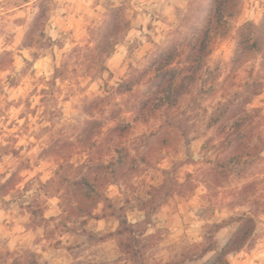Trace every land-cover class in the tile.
Wrapping results in <instances>:
<instances>
[{"label":"clouds","instance_id":"9594fccd","mask_svg":"<svg viewBox=\"0 0 264 264\" xmlns=\"http://www.w3.org/2000/svg\"><path fill=\"white\" fill-rule=\"evenodd\" d=\"M101 3L98 64L110 70L120 56L131 77L121 87L135 84L142 94L138 121L149 105L171 114L161 131L146 127L133 141L130 123L99 116L94 102L73 103L72 122L56 105L39 158L29 154L35 162L13 170L0 165V264H264V184L253 195L239 180L264 175V114L254 124L234 88L198 82L211 46L224 38L234 41L233 64L246 59L264 80V0ZM246 10L253 15L234 26ZM184 45L191 70L178 78L171 60ZM226 125L232 131L221 135ZM65 143L73 147L58 151ZM112 185L121 200L109 198ZM193 210L198 234L177 232L176 217Z\"/></svg>","mask_w":264,"mask_h":264},{"label":"rangeland","instance_id":"374dc122","mask_svg":"<svg viewBox=\"0 0 264 264\" xmlns=\"http://www.w3.org/2000/svg\"><path fill=\"white\" fill-rule=\"evenodd\" d=\"M40 6L45 9V15L26 41V34ZM106 12L101 0H0V137L9 142H0V149H7L0 155V165L9 170L18 165L30 166L35 161L29 154L39 158L41 148L37 144L46 143L55 129L53 121L59 111L56 105L69 109L63 115L67 122H72L76 116L71 111L73 103L102 96L119 77L127 76V69L120 67L119 55L111 58L110 70L100 71L97 67L98 56L92 50L93 25ZM252 15L251 10H246L234 21V26ZM30 39L31 43L28 42ZM233 50L234 41L228 38L213 45L208 64L210 72L219 75V81L214 85L208 81L204 87L230 85L224 80L231 70ZM246 64L233 72L234 81L245 79L250 69ZM56 67L62 68V73L53 83ZM230 86L235 88V85ZM248 107L257 123L264 114V88ZM159 123L160 118L155 117L148 123L134 124L129 139L133 140L146 127L155 128ZM6 131L9 135L4 137ZM5 156L9 157L6 161ZM39 162L46 167L54 163L52 160ZM167 165L168 161L163 160L162 166ZM239 180L242 181L241 187L251 186L253 195L261 193L264 175L259 171L239 177ZM108 196L112 200H121L123 192L119 186L112 185ZM185 226L191 236L198 234L200 224L195 219L194 210L176 217L177 232H184ZM230 264L235 262L230 261Z\"/></svg>","mask_w":264,"mask_h":264},{"label":"trees","instance_id":"16d2710c","mask_svg":"<svg viewBox=\"0 0 264 264\" xmlns=\"http://www.w3.org/2000/svg\"><path fill=\"white\" fill-rule=\"evenodd\" d=\"M45 15V9L39 8V10L35 13L32 24L30 29L28 30L26 34V41L31 38L33 33L36 31V29L39 27L41 23V19ZM211 35V33H210ZM93 39V36H92ZM31 39L28 41L31 43ZM214 45V44H213ZM213 45L211 46L209 52L207 53L205 57V66H202L200 69V72L202 73L201 77H198V82L200 85L206 86L208 81H210L213 85L214 83L218 82L219 75L213 74L211 75L210 79L205 80L210 74H212L211 68L208 64V57L213 51ZM187 47V45L181 46L173 55V58L171 60V65L176 69L178 78H182L185 74H188L191 70V60H187L184 56V49ZM92 50H95V46L92 47ZM97 56H99V53L96 51ZM234 55V50L232 57ZM232 57L230 60V73L227 74V77L224 81H229L230 85H235V90L237 93L241 94L243 99V106L244 108L249 112V114L252 116V121L255 124V115L252 112V110L248 107V105L252 102L254 96L260 94L263 91L264 88V80H261L259 77L254 78L255 72L253 68H250L248 71L247 76L242 81L236 82L232 79L233 72L237 70L240 66L243 64L248 63L246 59H242L237 64H233ZM97 67L100 71L107 70L108 68H105L104 66H101L98 64V59L96 61ZM62 73V68L56 67L55 72L53 75V83H55L56 78L60 76ZM147 75V73H145ZM128 79H131V77L126 76ZM126 77H119L118 80L115 81V83L106 90L107 93L102 96H97L93 99H88L89 102H94L95 109L97 111V114L101 117H104L105 119H108L109 121L111 119H115L117 116H120L123 119H126L130 123L129 127V133L131 132L134 124L138 122L142 123H148L155 117L160 118V123L153 128L156 131H161L163 129L164 123H166L167 118L171 114V110L161 105L158 108H153L151 105H149L148 108L145 109L146 117L143 120H137L135 117L136 111L139 110L140 106V100L142 99V94L140 92L134 91L135 84H133L132 88H122L121 85L124 82ZM142 79V78H141ZM138 83V81H137ZM193 85L197 84V80H194ZM225 87V86H222ZM214 88V87H213ZM119 98V100H117ZM175 107V106H173ZM103 127V125H101ZM232 129L229 126H225L223 131L221 132V135H227L231 133ZM147 133L144 131L141 135L135 137L137 139L138 137L144 136ZM73 146L71 144L65 143L60 146L59 150L63 149H70ZM69 158H71V153H69ZM18 167H21V165H18ZM17 167V168H18ZM248 184H246L243 187H247Z\"/></svg>","mask_w":264,"mask_h":264}]
</instances>
